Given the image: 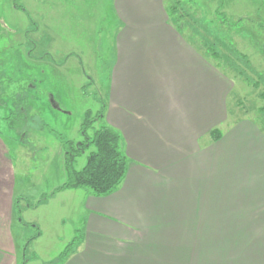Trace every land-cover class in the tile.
I'll return each mask as SVG.
<instances>
[{
	"label": "crops",
	"instance_id": "crops-1",
	"mask_svg": "<svg viewBox=\"0 0 264 264\" xmlns=\"http://www.w3.org/2000/svg\"><path fill=\"white\" fill-rule=\"evenodd\" d=\"M168 7L113 0L104 118L121 134L127 169L110 194L88 192L84 233L63 264H264V127L239 111L230 118L234 78L187 24H172ZM2 148L0 139L7 264L17 245L3 209Z\"/></svg>",
	"mask_w": 264,
	"mask_h": 264
},
{
	"label": "rangeland",
	"instance_id": "rangeland-1",
	"mask_svg": "<svg viewBox=\"0 0 264 264\" xmlns=\"http://www.w3.org/2000/svg\"><path fill=\"white\" fill-rule=\"evenodd\" d=\"M167 1L234 78L230 118L239 111L264 127V0ZM113 12V0H0V139L10 169L2 201L17 245L7 264H63L60 253L84 233L90 190L54 191L66 178L57 133L78 143L106 124ZM84 148L76 169L94 149Z\"/></svg>",
	"mask_w": 264,
	"mask_h": 264
},
{
	"label": "trees",
	"instance_id": "trees-1",
	"mask_svg": "<svg viewBox=\"0 0 264 264\" xmlns=\"http://www.w3.org/2000/svg\"><path fill=\"white\" fill-rule=\"evenodd\" d=\"M176 9L175 4L170 5L168 7V14L172 24L181 31L183 29V25L179 22L181 14L176 16ZM173 15L175 16L173 17ZM203 45L207 46L205 51L208 55L216 59L214 56V53H217L215 48L209 47V44L206 45V42ZM0 83H2V80H0ZM261 97L264 100V92L261 94ZM98 116H102V114L99 113ZM88 120L86 119L85 123H83L82 131L88 127L90 123ZM212 132L214 137L219 135L217 128ZM57 134L62 138L65 151L66 178L54 191L88 188L90 193L104 196L110 194L120 186L126 174L128 159L122 147L121 134L117 130L103 123L94 129L91 136H86L85 140L78 143L64 139L60 133ZM85 146H93L94 149L87 153L85 164L80 169H76L74 167V159L84 151ZM80 239V236H74V239L60 253L59 259L61 261H65L74 252Z\"/></svg>",
	"mask_w": 264,
	"mask_h": 264
}]
</instances>
